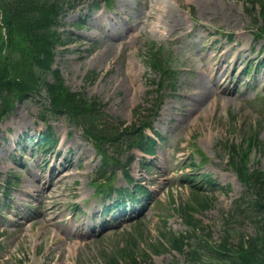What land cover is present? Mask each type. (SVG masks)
Wrapping results in <instances>:
<instances>
[{
  "label": "rangeland",
  "instance_id": "obj_1",
  "mask_svg": "<svg viewBox=\"0 0 264 264\" xmlns=\"http://www.w3.org/2000/svg\"><path fill=\"white\" fill-rule=\"evenodd\" d=\"M252 5L251 0H115L109 11L104 2L78 0L69 7L60 28L66 44L56 48L54 68L62 72L71 91L99 101L104 115L130 123L137 111L149 114L160 78L150 73L142 53L147 44L155 42L171 57L179 79L174 89L166 90L159 110L165 108L169 115L154 122L155 131L165 140L154 156L136 151L137 160L130 170L136 180L145 183L150 194L136 199L142 206H137L123 221L114 220L117 208L109 209L115 195L110 198L96 193L93 182L100 160L82 129L64 116L42 114L47 104L44 97L18 103L0 124V182H12L11 186L8 184L9 199L0 206V264H57L53 241L58 236L67 237L62 244L64 261L60 264H108V259L113 258L130 264V252L138 255L141 263L146 262L142 253L158 244L162 232L173 230L181 234L188 230L178 210L193 200L189 174L209 175L216 181L214 194L209 186H204L206 194L214 195L212 207L199 215L206 224L204 239L218 241L226 236V231L237 241L243 234L256 235L251 219H246V207V213L236 211L239 204H246L247 190L227 165L225 155L226 145L240 143L251 126L264 142V40L255 37V25H261V20ZM114 14L126 18L117 35L124 37L127 32V36L111 40L114 47L106 54L105 39L109 38L103 37L104 26L94 18L105 20ZM104 54L105 61H99ZM207 64L212 70L221 66L220 74L229 91L222 85L217 88L209 71L201 75L202 66ZM130 69L135 73L128 75ZM117 79L123 83L115 93L109 86L119 82ZM48 131L59 143H52L49 148L62 150L55 171H60L63 161L71 163L70 171L78 174L55 192H61L59 207L64 223L60 229L49 228L46 232L39 227L43 220L38 201L20 190H37L34 176L39 172L44 171L46 177L51 175L53 164L42 163L48 148L38 146L40 136ZM64 142L67 148L62 147ZM80 151L83 155L78 164L76 156ZM200 152L206 156L205 163ZM251 154L252 163L259 162L264 170V152L256 150ZM191 157L197 158L198 164L188 168ZM143 158L149 162L148 167ZM114 171L115 188L127 186L123 171ZM46 201L47 206L52 205L51 200ZM92 208L98 211L92 235L78 237L76 244L72 241L75 238L64 234V228L80 221L85 223L83 232H88ZM22 222H26L25 231L21 230ZM101 224L104 229L98 228ZM79 246V255L70 257L71 248ZM173 254L154 256V262L148 260L147 264H186L183 257Z\"/></svg>",
  "mask_w": 264,
  "mask_h": 264
},
{
  "label": "trees",
  "instance_id": "obj_2",
  "mask_svg": "<svg viewBox=\"0 0 264 264\" xmlns=\"http://www.w3.org/2000/svg\"><path fill=\"white\" fill-rule=\"evenodd\" d=\"M75 1L0 0V13L7 28L5 38L0 26V123L15 110L17 102L46 92L49 114L67 116L72 123L82 127L84 135L93 142L101 155L98 189L101 193L110 194L113 187L111 184L107 187L105 183H109L107 179L116 166L126 167L124 158L132 161L135 148L152 153L151 139L145 134V129L152 126L151 118L138 113L137 121L127 125L104 115L102 104L85 94L71 92L62 74L53 69L55 47L63 42L58 29L60 18ZM258 2L263 6L261 17L264 21V1ZM261 33L264 34V23ZM146 56L149 67L155 72L161 76L169 74V78L175 80L162 48L153 45ZM153 113H156L155 109ZM244 143L238 150L237 145L233 144L231 148L228 147V152L230 165L250 191L256 236L249 239L242 236L237 245L226 238L215 249H210V260H204L203 248L194 247L190 243L191 237L169 232L162 236L165 242H159L158 246L152 248L156 254L169 248L186 253L189 248L187 258L193 261L192 264H264V174L259 170L252 171L247 165L252 147L257 146L264 151V143L258 140L257 132L250 133ZM195 195L196 203L182 207L181 212L185 223L196 233L205 227L194 214L209 209L213 201L205 196L199 200L198 192ZM143 256L150 259L148 253ZM128 257L131 264H141L132 252ZM110 264L117 262L113 259Z\"/></svg>",
  "mask_w": 264,
  "mask_h": 264
},
{
  "label": "bare ground",
  "instance_id": "obj_3",
  "mask_svg": "<svg viewBox=\"0 0 264 264\" xmlns=\"http://www.w3.org/2000/svg\"><path fill=\"white\" fill-rule=\"evenodd\" d=\"M94 19H95L94 20L95 22H99V23L103 24L102 25V26H104V30L102 32L103 37L109 38V39H105V43L107 44L106 45L107 49H106L105 53L107 54L114 47L112 44L113 42H111V40H113L115 42V40L119 39L120 36H117L118 29H121L125 25L124 22L126 21V18L124 16L117 17L114 14V17L106 18L105 20H101L98 17H95ZM118 19L121 20V22H117L116 20H118ZM126 33H124L125 36L120 37V39H125L127 36ZM92 38H93V34L90 36L89 39H92ZM106 54H104L101 58H98L99 61L103 60V59L105 61ZM220 68H221V66L218 69L211 71L210 66H208V65L205 67L202 66L200 73L203 76L206 74V72L209 71L212 81H217L215 86L217 88H220L221 84L224 83L223 82V76L220 74ZM134 73H135V70H133V69H130L128 71V75H132ZM225 73H226V70L223 71V74H225ZM118 81L120 82V80H118ZM119 82H117V83L115 82L114 84L110 85L109 89H112L113 92L116 93L119 85H121V82L120 83ZM164 114H166L165 108L162 110L161 119H163ZM76 143H77V141H76ZM62 147L67 148L68 144L66 142H64ZM69 151L70 150L67 149L68 153H69ZM48 155L49 156L45 159V163H46V165L53 164L52 171L50 173L51 175L49 177H46L44 171L39 172V175L34 176L35 186L36 187L38 186L37 190L36 189L31 190V191L28 190V192L26 190H20V192L23 195H27L28 197H33L34 199H36L38 201L39 207L42 209L40 219L43 220L42 225L40 224L39 227L46 232H47V230H49V228H54V229L56 228L58 230V229H60V226L64 223V220L61 219L62 218L61 217V215H62L61 207H59L60 200L62 199L61 198L62 197L61 192L59 195H56L55 192L59 189L60 186L65 185L66 180L68 178L71 177V179H74L75 177H73V176H76L78 174V173H74V170L70 171V168H72V166H73L71 163L65 164V162H63V161H61L60 171L56 172L55 171L56 167H57L56 161H59L60 153L50 151L48 153ZM82 155H83V152L80 151V153L77 154V156H76V161L78 164H80V162H81L80 160L82 158ZM65 170H67V171L65 172ZM41 185H42V188H41ZM80 191H83V188L80 189ZM47 199L52 201L51 206H47V201H46ZM90 212L96 213L97 209L92 208ZM47 214L49 216L45 217ZM22 224H23V226L21 227V230H24L26 228V225H25L26 222H22ZM33 224H34V222L32 221L30 226L32 227ZM81 227H83V223L80 221H75L71 225H67L64 228V234L70 238H75L72 241H74L76 244H79L76 241L78 239V237H85V236L89 237L90 235H92L90 228H89L88 232H83V229H81ZM24 231H21L20 234L22 235L24 233ZM61 238H63L64 240H62ZM66 239H67V237H63V236H60V237L58 236V237L54 238L53 242L56 246L55 247L56 255L58 257V259L56 260L57 264L58 263L60 264L64 261V257H65V251L64 250L65 249L63 250L62 246L67 242ZM57 245H59V246H57ZM81 249H82L81 246L72 247L70 250V252H71L70 257L78 256L80 253L79 251Z\"/></svg>",
  "mask_w": 264,
  "mask_h": 264
}]
</instances>
